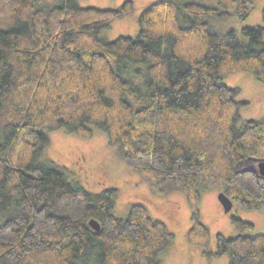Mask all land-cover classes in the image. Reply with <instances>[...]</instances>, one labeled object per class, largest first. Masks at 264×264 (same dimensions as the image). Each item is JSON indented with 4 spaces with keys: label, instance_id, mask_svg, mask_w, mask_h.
Wrapping results in <instances>:
<instances>
[{
    "label": "trees",
    "instance_id": "trees-1",
    "mask_svg": "<svg viewBox=\"0 0 264 264\" xmlns=\"http://www.w3.org/2000/svg\"><path fill=\"white\" fill-rule=\"evenodd\" d=\"M213 1H154L135 37L108 41L101 31L132 14L133 0L116 9L0 0V264H162L173 239L142 204L116 217V188L91 193L38 162L45 131L89 139L99 130L153 194L183 193L191 246L209 245L199 210L205 190L264 213V178L249 170L264 160V119L241 124L248 103L223 83L239 72L264 78V4L262 24L240 30L243 42L211 21L244 19L254 0ZM231 222L238 235L217 234L206 257L264 264V235Z\"/></svg>",
    "mask_w": 264,
    "mask_h": 264
},
{
    "label": "rangeland",
    "instance_id": "rangeland-1",
    "mask_svg": "<svg viewBox=\"0 0 264 264\" xmlns=\"http://www.w3.org/2000/svg\"><path fill=\"white\" fill-rule=\"evenodd\" d=\"M125 0H77L81 7L99 9H116ZM157 0H133L134 11L129 16L113 21L101 31L100 37L112 41L119 36L135 37L138 34V18L142 10ZM207 6H214L213 0H202ZM252 12L248 17L239 19L211 21L214 30L227 32L236 30L243 42L247 39L240 34L245 27L261 25V7L264 0H254ZM41 5H53L57 0H39ZM223 83L231 88L239 89L238 101L247 102L240 111V123L246 120L264 119V78L256 77L248 72L227 75ZM239 123V124H240ZM49 138L48 146L41 153L38 162L48 161L54 166L64 169L69 181L78 183L88 192L100 193L107 188L117 189V200L113 214L124 218L131 204L144 205L153 219L163 222L169 233L173 235L168 248L159 254L162 264H228V256L219 258L206 257V252H215L216 235L226 238L238 235L231 217L253 225L245 235H264V213L255 210H243L233 203L231 210L225 213L218 201L221 192L218 189L205 190L199 205L201 221L210 230L209 245L205 248L191 246L186 241V233L191 226L190 209L183 193L172 191L168 194H153L147 183L131 171L120 159L117 147L109 145L107 137L99 130L89 139L68 134L63 129L45 131ZM4 217H0V224Z\"/></svg>",
    "mask_w": 264,
    "mask_h": 264
},
{
    "label": "water",
    "instance_id": "water-1",
    "mask_svg": "<svg viewBox=\"0 0 264 264\" xmlns=\"http://www.w3.org/2000/svg\"><path fill=\"white\" fill-rule=\"evenodd\" d=\"M249 170L256 173L259 177L264 178V160H253V163L250 165ZM218 201L221 204L225 213H228L231 210L233 202L223 192L219 193ZM89 225L95 231H99L100 229L99 225L95 221H90Z\"/></svg>",
    "mask_w": 264,
    "mask_h": 264
}]
</instances>
